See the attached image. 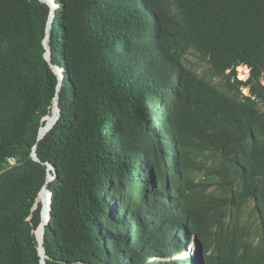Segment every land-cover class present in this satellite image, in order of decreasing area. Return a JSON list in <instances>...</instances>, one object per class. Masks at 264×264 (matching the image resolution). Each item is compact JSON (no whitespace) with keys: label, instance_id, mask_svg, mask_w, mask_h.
Masks as SVG:
<instances>
[{"label":"trees","instance_id":"16d2710c","mask_svg":"<svg viewBox=\"0 0 264 264\" xmlns=\"http://www.w3.org/2000/svg\"><path fill=\"white\" fill-rule=\"evenodd\" d=\"M263 77L264 0H0V264H264Z\"/></svg>","mask_w":264,"mask_h":264},{"label":"rangeland","instance_id":"374dc122","mask_svg":"<svg viewBox=\"0 0 264 264\" xmlns=\"http://www.w3.org/2000/svg\"><path fill=\"white\" fill-rule=\"evenodd\" d=\"M187 59L192 63V64H194L195 65V68H197L198 70V72L200 73L201 72V70H202V68L204 67H206L207 65L206 64H204V63H202V62H200L199 60H198V58L197 57H195V56H193V55H187ZM238 76H239V78L241 79V80H244L243 79V77H246L247 76V72H245V69H243V68H238ZM262 82L264 83V77H263V79H262ZM243 92L245 93V94H247V91L245 90V89H243ZM40 229V230H39ZM38 229V231H40V237H42V227H40ZM39 237V238H40Z\"/></svg>","mask_w":264,"mask_h":264},{"label":"water","instance_id":"95a60500","mask_svg":"<svg viewBox=\"0 0 264 264\" xmlns=\"http://www.w3.org/2000/svg\"><path fill=\"white\" fill-rule=\"evenodd\" d=\"M47 215L48 214H46V216ZM196 243L198 244V249L200 250V244L197 241H196ZM39 245H40L39 254L44 257V249L42 248V237H40V239H39Z\"/></svg>","mask_w":264,"mask_h":264},{"label":"bare ground","instance_id":"6f19581e","mask_svg":"<svg viewBox=\"0 0 264 264\" xmlns=\"http://www.w3.org/2000/svg\"><path fill=\"white\" fill-rule=\"evenodd\" d=\"M39 239H40V238L38 237V241H39Z\"/></svg>","mask_w":264,"mask_h":264},{"label":"clouds","instance_id":"9594fccd","mask_svg":"<svg viewBox=\"0 0 264 264\" xmlns=\"http://www.w3.org/2000/svg\"><path fill=\"white\" fill-rule=\"evenodd\" d=\"M195 244H196V242H195ZM197 247H198V244H197Z\"/></svg>","mask_w":264,"mask_h":264}]
</instances>
